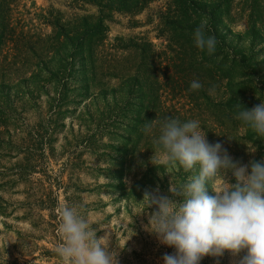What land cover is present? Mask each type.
<instances>
[{
	"label": "trees",
	"instance_id": "16d2710c",
	"mask_svg": "<svg viewBox=\"0 0 264 264\" xmlns=\"http://www.w3.org/2000/svg\"><path fill=\"white\" fill-rule=\"evenodd\" d=\"M20 1L0 0V88L29 80L52 65L54 72L48 75L55 89V109L125 90L133 115L126 126L121 163L128 171L135 169V183L144 179L145 171L152 173L161 166L155 164L159 154L153 139L144 133L146 123L158 127L156 121L165 118L196 120L207 142L215 144L231 135L239 139L244 124L235 115L243 106L249 109L263 101L254 50L260 43L264 49V0H67L69 15L53 9L42 15L49 34L26 29ZM143 12L145 24L163 40L160 49L144 36L127 42L117 36L107 43L106 22L121 15L134 27L141 24L135 17ZM201 21L217 40L212 55L193 42ZM240 22L245 27L237 31L234 27ZM245 41L248 50L241 47ZM194 80L202 85L199 90L190 89ZM123 172L124 167L119 178ZM229 182H235L232 176ZM120 189L126 190L121 179ZM28 197L27 209L50 206L47 194ZM32 216L37 218L33 227L41 232L44 226L53 228L41 213Z\"/></svg>",
	"mask_w": 264,
	"mask_h": 264
},
{
	"label": "rangeland",
	"instance_id": "374dc122",
	"mask_svg": "<svg viewBox=\"0 0 264 264\" xmlns=\"http://www.w3.org/2000/svg\"><path fill=\"white\" fill-rule=\"evenodd\" d=\"M49 9L63 15L71 11L67 0H21L19 11L26 29L49 34L51 28L42 18ZM127 19L116 15L114 21L106 22L107 43L117 36L125 42L144 36L156 49L163 46V40L145 24L146 12L135 17L140 25L129 27ZM244 27L240 22L234 29ZM241 47L248 50L249 42ZM254 51L264 97L263 45L257 44ZM50 71L54 69L47 65L29 80L0 88V264H66L58 255L63 243L59 211L64 206L78 208L97 238H104L100 243L116 254L117 264H163L162 257L175 250L148 231L155 208L149 207L145 194L170 195L169 187L179 188L197 174V169L185 172L178 164L164 165L158 156L155 164L161 166L152 173L145 171L144 179L135 183V169L128 171L121 163L123 138L133 115L128 93L108 92L76 106L55 109ZM219 143L241 164L264 160V137L245 125L239 139L231 135ZM230 176L231 172L221 173L211 188L225 186ZM120 179L125 192L120 189ZM41 193L48 195L50 208L27 209L31 202L28 196ZM35 213H41L53 228L44 226L41 232L33 227L37 218L31 214ZM244 255L246 249L237 255L225 252L222 257L206 256L200 264H239Z\"/></svg>",
	"mask_w": 264,
	"mask_h": 264
},
{
	"label": "clouds",
	"instance_id": "9594fccd",
	"mask_svg": "<svg viewBox=\"0 0 264 264\" xmlns=\"http://www.w3.org/2000/svg\"><path fill=\"white\" fill-rule=\"evenodd\" d=\"M192 38L200 51H216L217 40L208 34L206 22L201 21ZM201 87L196 80L190 84L191 90ZM235 119L264 137V102L251 109L243 106ZM156 125L146 123L144 133L153 139L162 163L178 164L185 172L198 168L179 188L169 187L170 195L145 194L155 208L148 231L175 250L162 257L163 264H200L206 256L237 255L245 249L239 264H264V160L234 161L220 143L207 142L196 120L165 118ZM229 172L234 183L210 187L218 174ZM59 217L63 243L58 255L66 264H117L116 254L100 243L104 238H97L77 207H62Z\"/></svg>",
	"mask_w": 264,
	"mask_h": 264
}]
</instances>
